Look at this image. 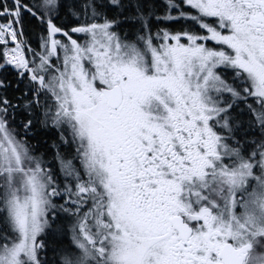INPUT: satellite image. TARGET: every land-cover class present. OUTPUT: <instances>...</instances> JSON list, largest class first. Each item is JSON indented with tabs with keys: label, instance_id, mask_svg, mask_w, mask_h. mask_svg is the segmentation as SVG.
Masks as SVG:
<instances>
[{
	"label": "snow or ice",
	"instance_id": "obj_1",
	"mask_svg": "<svg viewBox=\"0 0 264 264\" xmlns=\"http://www.w3.org/2000/svg\"><path fill=\"white\" fill-rule=\"evenodd\" d=\"M0 264H264V0H0Z\"/></svg>",
	"mask_w": 264,
	"mask_h": 264
}]
</instances>
